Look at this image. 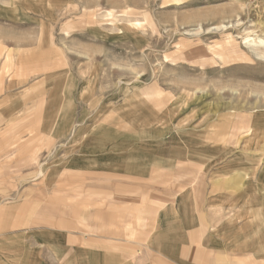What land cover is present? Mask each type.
<instances>
[{
    "label": "rangeland",
    "instance_id": "374dc122",
    "mask_svg": "<svg viewBox=\"0 0 264 264\" xmlns=\"http://www.w3.org/2000/svg\"><path fill=\"white\" fill-rule=\"evenodd\" d=\"M250 124L264 0H0V264H264ZM205 216L238 227L178 239Z\"/></svg>",
    "mask_w": 264,
    "mask_h": 264
},
{
    "label": "crops",
    "instance_id": "0c3cea01",
    "mask_svg": "<svg viewBox=\"0 0 264 264\" xmlns=\"http://www.w3.org/2000/svg\"><path fill=\"white\" fill-rule=\"evenodd\" d=\"M94 15H96V13H84L83 14L84 17L86 16L89 19V20H87L88 26L95 24V21L93 20ZM96 33L99 34L100 32H96ZM94 73L95 72H93L90 75V78H91V76L92 77L95 76ZM89 87H90V84L88 83L87 88L89 89ZM137 87L138 86H136V87L132 86V89L137 90ZM122 89H124V88H122ZM124 91H125L124 94L126 95L128 89L125 87ZM159 92L160 91L158 90L156 93H159ZM138 94L151 95L153 93L142 91ZM113 97H115V95H113ZM175 99L176 98L173 96H168V98L163 99L162 101L158 100V102L157 101L154 102V103H156V106L157 105L160 106L161 104H164L165 112L163 109L158 108L157 111H151V113L148 115H146V114H143L140 116L136 115V116H133L131 119L129 118V120L126 119V123L128 122L129 124L130 123L133 124L132 121H134L136 124H151V123H153V124H165L166 122H173L174 124H178V122H177L178 117H176L175 114L173 115V113L169 112V109L171 110V108H172L171 106L173 105V101ZM141 103H142V101H137L134 103V105L141 104ZM169 114H171V115H169ZM255 129H261L262 131L258 132V131H255ZM246 130L250 134L251 141H254V144H252V142L250 141V146H253L255 151H256L253 153V156L246 155L244 157V158H247L248 163L245 165H242V167H241V169L244 171L245 179H247L248 182L250 183V180H251L252 175L254 174V170H255L251 158L252 157L258 158V157L262 156V154H264L263 146L260 147V145L258 143H256V141L258 139H260L259 138L260 135H263V133H264V124H250ZM175 162H178V161L173 160L171 163L167 164L166 168H169L170 166L173 167L174 165H176ZM164 206H165L164 204L157 206V209L155 211V215H158L157 212L159 213L160 212L159 209L161 207H164ZM251 215H252L251 217L254 218L255 222H257L258 228L262 229L264 226V203L260 204V206H257L256 208H254ZM230 223H231L230 225L225 227L222 225L220 218H211V217L209 218V216H205L204 219L198 223V226H196L197 227L196 229L194 228V229H191L189 231L184 230L182 234H178V239L181 241L182 239L185 238L186 240H190L191 242H200L203 237L207 236V238H208L207 242H209L208 243V245H209L212 242V239H211L212 235L213 236H220V237L223 236V237L227 238L230 236V234L235 232L234 229H235V227H238V226L233 221ZM247 225H249V223H247ZM225 247L229 248V246L227 244H225ZM184 250L189 251V249L185 248V247H184ZM216 255H219V253H216ZM208 262L213 263V261H211V260H209ZM121 263L122 262H119V259L116 262V264H121ZM156 264H164V263L158 261Z\"/></svg>",
    "mask_w": 264,
    "mask_h": 264
},
{
    "label": "bare ground",
    "instance_id": "6f19581e",
    "mask_svg": "<svg viewBox=\"0 0 264 264\" xmlns=\"http://www.w3.org/2000/svg\"><path fill=\"white\" fill-rule=\"evenodd\" d=\"M263 43V42H262Z\"/></svg>",
    "mask_w": 264,
    "mask_h": 264
}]
</instances>
